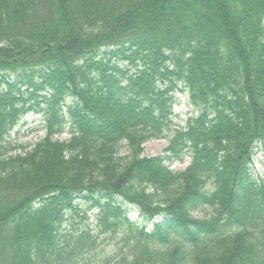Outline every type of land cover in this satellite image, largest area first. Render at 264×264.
Masks as SVG:
<instances>
[{
  "label": "trees",
  "instance_id": "16d2710c",
  "mask_svg": "<svg viewBox=\"0 0 264 264\" xmlns=\"http://www.w3.org/2000/svg\"><path fill=\"white\" fill-rule=\"evenodd\" d=\"M29 113L45 135L26 150ZM258 152L264 0H0V264H264Z\"/></svg>",
  "mask_w": 264,
  "mask_h": 264
},
{
  "label": "rangeland",
  "instance_id": "374dc122",
  "mask_svg": "<svg viewBox=\"0 0 264 264\" xmlns=\"http://www.w3.org/2000/svg\"><path fill=\"white\" fill-rule=\"evenodd\" d=\"M177 101L174 105V128L177 127H183L185 124V121L187 117L190 115L192 111V107L188 104V96L187 94H184L182 92H179L176 94ZM68 103L71 102L70 99L67 101ZM44 120L43 116L41 114H33L30 113L27 116L23 118V120L13 129L11 132L10 140L11 142L22 144L26 150L30 149L37 141H39L44 133ZM70 137L69 132H64L63 134L56 136L57 139L64 140L68 139ZM169 145V138H160V139H151L145 142L142 145V154L143 157H156V156H162L167 155L165 149ZM125 151V150H124ZM172 157V156H171ZM255 164H254V176L256 178H260L263 176L264 178V154L258 153L255 156ZM190 163V156L187 155L183 160H175L173 162L167 161V164L170 165V167L175 170H183L186 168V166ZM79 205V210L81 214H83V211L87 209L89 206V203H86L84 200H77ZM125 205V204H123ZM97 210H89L88 215L90 216L89 219L81 220L76 215L72 216L69 214L67 216L66 221L63 224L62 227V233L67 234L68 232H71L74 227H80L82 228L84 224L90 223L94 221V213H96ZM208 214H211V210H201L196 213H194L195 216L201 217L206 216ZM130 217L133 220H138L139 223H143V218L138 217L137 212H132L130 214ZM150 228V227H148ZM109 239V236H108ZM104 240L103 246L106 247V252L111 251L114 246L107 245L109 240Z\"/></svg>",
  "mask_w": 264,
  "mask_h": 264
}]
</instances>
